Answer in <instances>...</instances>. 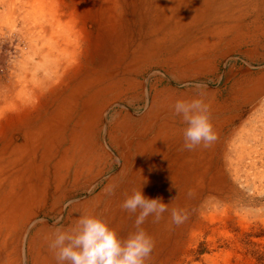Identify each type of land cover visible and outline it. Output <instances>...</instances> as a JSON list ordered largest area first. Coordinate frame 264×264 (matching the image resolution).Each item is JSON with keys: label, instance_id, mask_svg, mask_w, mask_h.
I'll use <instances>...</instances> for the list:
<instances>
[{"label": "bare ground", "instance_id": "6f19581e", "mask_svg": "<svg viewBox=\"0 0 264 264\" xmlns=\"http://www.w3.org/2000/svg\"><path fill=\"white\" fill-rule=\"evenodd\" d=\"M1 35L17 54L0 68V264H56L55 227L81 214L127 237L136 217L120 205L133 189L169 204L141 225L152 264L194 259L206 231L228 235L216 198L247 157L264 178V0H0ZM196 85L218 139L181 150L173 105ZM172 208L188 212L179 227Z\"/></svg>", "mask_w": 264, "mask_h": 264}, {"label": "clouds", "instance_id": "9594fccd", "mask_svg": "<svg viewBox=\"0 0 264 264\" xmlns=\"http://www.w3.org/2000/svg\"><path fill=\"white\" fill-rule=\"evenodd\" d=\"M200 88L201 85L195 86L194 98L180 99L173 105L174 115L181 117L186 125L181 150L208 149L218 139L211 122L210 105L201 98ZM107 194H113L112 190L108 189ZM168 205L159 198H147L142 189H133L130 195L126 194L120 207L135 215L134 232L122 238L105 219L81 214L73 226L55 227L48 243L49 250L56 264H152L155 241L141 225L149 216L153 217L154 223H159L164 213L169 212ZM187 219L185 209H171L173 225L179 227Z\"/></svg>", "mask_w": 264, "mask_h": 264}, {"label": "rangeland", "instance_id": "374dc122", "mask_svg": "<svg viewBox=\"0 0 264 264\" xmlns=\"http://www.w3.org/2000/svg\"><path fill=\"white\" fill-rule=\"evenodd\" d=\"M3 38V35H1L0 68H3L7 63L10 64V60L17 54L16 42L8 43V39ZM259 55L264 57V46L259 49ZM230 63H232V60L228 64ZM223 66L224 63L220 65V68H223ZM1 73L0 97L6 89L10 88V84L7 85L10 81L7 82ZM9 79L11 80V78ZM262 157V162L257 161L259 166H264V151ZM246 161L249 162L248 157L245 158L244 165L238 170L235 180L231 179L232 187L228 192L229 194H227L228 196H219L215 200L218 210L228 206V210L232 215V219L229 220L226 227L228 235H225V232H216L211 239L208 238L210 232L206 231L191 244L195 248L194 259L186 260L185 258L181 262L179 261L180 264H206L204 255L212 253H221L216 257L215 264H264V178L254 179L251 174L255 168L252 164L250 166L246 165ZM246 169H249L248 175H245ZM223 199L225 200L223 201ZM209 205L207 201L203 200L199 208L209 211L210 209L203 208V206L209 207ZM240 217H243V219ZM185 239L186 236L184 235L182 240L184 244L187 242ZM184 244L180 242L181 247ZM194 244L196 245L193 246ZM175 254L179 256L178 251ZM225 254L229 255L228 260H224Z\"/></svg>", "mask_w": 264, "mask_h": 264}]
</instances>
